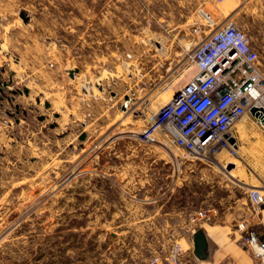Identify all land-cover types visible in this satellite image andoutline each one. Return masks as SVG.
Wrapping results in <instances>:
<instances>
[{
  "label": "rangeland",
  "instance_id": "obj_1",
  "mask_svg": "<svg viewBox=\"0 0 264 264\" xmlns=\"http://www.w3.org/2000/svg\"><path fill=\"white\" fill-rule=\"evenodd\" d=\"M216 1L0 0V264H165L177 242L195 264L192 232L248 211L264 179L239 162L135 136L196 73L202 12L244 31L264 77V0Z\"/></svg>",
  "mask_w": 264,
  "mask_h": 264
},
{
  "label": "built area",
  "instance_id": "obj_2",
  "mask_svg": "<svg viewBox=\"0 0 264 264\" xmlns=\"http://www.w3.org/2000/svg\"><path fill=\"white\" fill-rule=\"evenodd\" d=\"M202 14L210 34L190 56L196 73L180 88L169 87L167 95L162 94V107L146 113L145 129L135 136L144 144L173 147L192 162L226 170L234 165L228 160L238 156L236 126L252 117L251 109L264 110V77L244 31L230 20L218 25L210 14ZM247 199L255 215L264 210V190L250 187ZM239 246L249 254L250 264H264V239L254 230L240 233ZM184 252L175 243L165 264H186ZM153 264L163 262L157 257Z\"/></svg>",
  "mask_w": 264,
  "mask_h": 264
},
{
  "label": "crops",
  "instance_id": "obj_3",
  "mask_svg": "<svg viewBox=\"0 0 264 264\" xmlns=\"http://www.w3.org/2000/svg\"><path fill=\"white\" fill-rule=\"evenodd\" d=\"M235 137L239 143L235 161L246 169L245 178L251 180L249 177L251 175L255 180L264 179V127L253 117L248 116L236 126ZM257 173L261 175L258 176ZM238 210V207L234 208L233 213L229 214L221 224L207 223L205 227H201L209 240L211 255L208 261L200 262L192 253L191 260L195 261V264H224L226 261L250 264L249 254L239 246L240 233L244 229H251L259 238L264 239V210L258 215L253 213L251 207L248 211L244 208ZM215 217L212 212L206 214L208 220H214ZM194 233L192 232V239Z\"/></svg>",
  "mask_w": 264,
  "mask_h": 264
},
{
  "label": "water",
  "instance_id": "obj_4",
  "mask_svg": "<svg viewBox=\"0 0 264 264\" xmlns=\"http://www.w3.org/2000/svg\"><path fill=\"white\" fill-rule=\"evenodd\" d=\"M250 114L264 127V110L251 109ZM230 168V167H229ZM193 255L200 262H206L211 255L210 243L203 229L197 230L193 234Z\"/></svg>",
  "mask_w": 264,
  "mask_h": 264
},
{
  "label": "trees",
  "instance_id": "obj_5",
  "mask_svg": "<svg viewBox=\"0 0 264 264\" xmlns=\"http://www.w3.org/2000/svg\"><path fill=\"white\" fill-rule=\"evenodd\" d=\"M83 217H87V214L85 213V214L83 215Z\"/></svg>",
  "mask_w": 264,
  "mask_h": 264
}]
</instances>
